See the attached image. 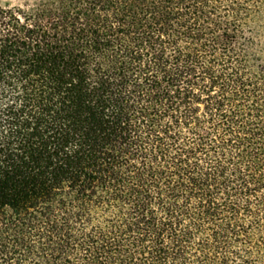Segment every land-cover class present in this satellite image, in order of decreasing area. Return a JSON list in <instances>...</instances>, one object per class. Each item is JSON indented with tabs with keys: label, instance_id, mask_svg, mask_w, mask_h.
Instances as JSON below:
<instances>
[{
	"label": "trees",
	"instance_id": "obj_1",
	"mask_svg": "<svg viewBox=\"0 0 264 264\" xmlns=\"http://www.w3.org/2000/svg\"><path fill=\"white\" fill-rule=\"evenodd\" d=\"M0 264H264V0L0 5Z\"/></svg>",
	"mask_w": 264,
	"mask_h": 264
},
{
	"label": "rangeland",
	"instance_id": "obj_2",
	"mask_svg": "<svg viewBox=\"0 0 264 264\" xmlns=\"http://www.w3.org/2000/svg\"><path fill=\"white\" fill-rule=\"evenodd\" d=\"M41 0H0V5H34Z\"/></svg>",
	"mask_w": 264,
	"mask_h": 264
}]
</instances>
